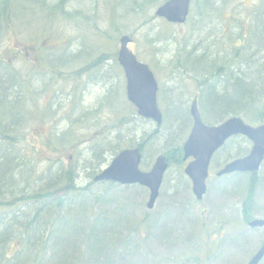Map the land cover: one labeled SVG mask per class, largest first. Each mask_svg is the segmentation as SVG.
Listing matches in <instances>:
<instances>
[{
	"label": "rangeland",
	"instance_id": "rangeland-1",
	"mask_svg": "<svg viewBox=\"0 0 264 264\" xmlns=\"http://www.w3.org/2000/svg\"><path fill=\"white\" fill-rule=\"evenodd\" d=\"M166 1L0 0L8 14V21L0 22V62L10 65L24 81L27 97L19 155L29 157V143L40 154L34 160L35 176L28 178V191L41 186L36 177L47 169L52 173L64 167L73 172L83 191L72 207L83 203V213L69 215L65 221L80 222L85 230L91 226L98 238L110 241L113 252H107L98 264H246L264 241V227L250 229L245 223L264 220V168L248 201V177H215L237 151L249 152L245 139H232L213 158L207 192L199 202L183 173L185 163L168 167L151 210L146 208L145 188H108L92 181L121 150L143 144L140 170L147 172L168 149L160 137L164 129L155 136L151 121L131 114L135 109L128 106L123 74L116 66L121 37H130L129 49L152 71L163 115L168 109L165 103L180 106L184 112L195 98V75L189 67L192 56L186 57V49L203 52L216 68H237L241 38L248 42L252 34H264V0H190L182 25L155 16ZM60 33L68 41L69 52H60ZM257 35L245 43V49L249 46V54L255 51L261 59L264 47ZM185 67L188 73L181 69ZM188 132L177 142L180 147ZM32 136L43 140L37 142ZM24 161L33 165L31 160ZM245 206L249 209L246 217L242 214ZM58 213L55 219L60 218ZM104 216L109 219L104 221ZM96 219L100 222L94 224ZM49 238L52 249L59 248L60 230ZM55 251L52 264L60 259V252ZM82 251L81 258L66 262L94 264L91 253ZM32 257L30 252L23 262L29 264Z\"/></svg>",
	"mask_w": 264,
	"mask_h": 264
},
{
	"label": "trees",
	"instance_id": "trees-1",
	"mask_svg": "<svg viewBox=\"0 0 264 264\" xmlns=\"http://www.w3.org/2000/svg\"><path fill=\"white\" fill-rule=\"evenodd\" d=\"M7 21L6 7H0V22L5 24ZM257 34L259 33L252 34L248 42L244 37L241 38L240 65L237 68L236 66H229L225 70L223 66L216 68L214 64H209L205 60L203 52L185 50L186 57L192 56L189 67L196 77L193 78L197 88L194 97L197 99L199 113L205 124L217 125L230 117H242L251 125L264 123V58L260 59L255 51L249 54V46L245 49V43H250ZM260 34L257 35V42H261L264 47V34H261L263 38ZM63 36L60 33V52H69L66 49L68 41H64ZM69 43V48H72L71 41ZM49 49L52 50L50 47H42L41 50L47 52ZM27 53L30 54L28 50ZM116 66L118 67L117 63ZM181 69L185 72L188 70L186 67ZM23 84L24 81L10 65L0 62V264H25L23 261L28 259L30 252L33 253V257L29 264H48L49 261L52 264L55 249L60 252L57 263L69 264L72 260L82 257V248L91 253L92 263L98 264L107 252L110 250L113 252V247L111 249V246H108L110 241L104 242L102 238H98L91 226L85 230L80 222L65 221L69 215L83 213V203L79 202L72 207V202L80 197L82 195L80 191H83V188L77 185V178L73 172L64 167L52 173L47 169L46 173L36 177L41 186L37 190L28 191V178L35 176L37 165H34V160L38 161L40 154L36 153L38 151L35 150L34 144L29 143V157L19 155L20 143L23 140L19 134L23 127L25 128L27 115L24 108V100L27 97ZM128 106L130 110L133 108L130 104ZM165 106L168 109L163 113L162 124L155 126L154 134L159 136L157 131L164 129L165 133L160 137L168 149L163 155L168 167L173 164L179 166L183 161L182 150L177 142L190 130L191 118L187 108L182 112L181 107L175 104L170 105L168 102ZM131 114L136 115L133 111ZM169 136L173 137L169 139ZM32 138L37 142L43 140L41 136L38 139L33 136ZM170 142H174V145H170ZM43 144L45 145L44 142ZM137 146L141 152L144 151L143 144ZM242 152L239 151L238 154ZM24 159L31 160L29 164L33 165H25L27 162ZM97 184L107 185L108 188L118 186L115 183ZM256 186L258 175H253L245 187L247 201L253 197ZM58 211L60 218L55 219L59 215ZM248 212L249 209L245 206L242 214L246 217ZM103 218L104 221L109 219L105 216ZM40 220L42 222H39ZM98 222L100 221L96 219L94 224ZM64 226L69 229H65ZM59 230L60 246L52 249L49 236H55ZM56 239L55 243L58 244ZM67 258L71 260L66 262ZM260 264H264V259Z\"/></svg>",
	"mask_w": 264,
	"mask_h": 264
},
{
	"label": "water",
	"instance_id": "water-1",
	"mask_svg": "<svg viewBox=\"0 0 264 264\" xmlns=\"http://www.w3.org/2000/svg\"><path fill=\"white\" fill-rule=\"evenodd\" d=\"M190 0H168L158 7L155 15L172 24H183L188 16ZM130 38L119 39L117 62L123 70L127 100L134 106L138 116L161 124V113L156 104L157 83L148 66L137 61L128 48ZM192 126L182 146L183 161L192 159L185 167L184 174L190 180L191 191L197 201L202 200L205 180L212 155L232 137L241 135L252 143L250 153L226 164L217 176L234 172H256L264 158V124L250 126L241 118H229L215 126H206L200 117L197 101L193 100L190 109ZM141 154L138 148L119 152L110 164L94 177V182H114L120 185H140L149 191L147 209H152L159 194V187L167 169L164 156L156 157L148 172H141ZM249 228H262L264 220H252ZM264 257V242L246 264H259Z\"/></svg>",
	"mask_w": 264,
	"mask_h": 264
},
{
	"label": "flooded vegetation",
	"instance_id": "flooded-vegetation-1",
	"mask_svg": "<svg viewBox=\"0 0 264 264\" xmlns=\"http://www.w3.org/2000/svg\"><path fill=\"white\" fill-rule=\"evenodd\" d=\"M231 140H232V139H230L229 141H231ZM229 141H228V142H229ZM208 171H209V170H208ZM208 177H209V172H208Z\"/></svg>",
	"mask_w": 264,
	"mask_h": 264
}]
</instances>
